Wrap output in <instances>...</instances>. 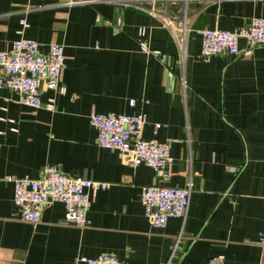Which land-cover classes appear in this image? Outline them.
<instances>
[{"label":"crops","instance_id":"1","mask_svg":"<svg viewBox=\"0 0 264 264\" xmlns=\"http://www.w3.org/2000/svg\"><path fill=\"white\" fill-rule=\"evenodd\" d=\"M76 1L93 3L65 5ZM124 1L0 0V51L21 32L42 54L57 44L65 56V94L40 86L41 102L53 98V111L25 107L19 94L0 90V264H75L100 254L122 264H205L218 255L225 264H264V46L248 56L201 59V39L192 32L182 57L165 29ZM199 9L194 30L233 32L264 19V0L190 4L191 14ZM117 17L121 29L113 27ZM141 28L148 49L170 58V68L140 51ZM92 112L144 114L141 139L170 146L168 180L99 149ZM45 166L106 185L90 193L86 227L65 224L55 202L38 224L19 220L7 178L36 180ZM189 180L184 224L169 219L152 228L140 188H184Z\"/></svg>","mask_w":264,"mask_h":264},{"label":"built area","instance_id":"2","mask_svg":"<svg viewBox=\"0 0 264 264\" xmlns=\"http://www.w3.org/2000/svg\"><path fill=\"white\" fill-rule=\"evenodd\" d=\"M214 0H125V8H131L148 16L165 29L176 42L181 56H184L187 39L194 32L201 39L200 58L232 55L248 56L253 48L264 46V19H253L248 26L229 32L220 30H194L200 9L190 13L189 7L197 3L200 8ZM93 1L68 2L65 5H85ZM22 28L26 22H20ZM113 27L121 29L122 20L117 17ZM145 30L139 29V47L144 54L159 58L165 68L171 67V59L162 57L157 51H150L143 39ZM12 43L9 51H0V90L7 89L21 96V104L33 110L44 107L53 111L54 99L45 104L41 102V88L60 95L65 88L60 86L65 56L63 48L49 44L45 54L39 51L38 44L21 36ZM243 40L246 47L241 49ZM181 85L185 88L184 77ZM130 102V106L134 105ZM89 124L96 131V145L99 149L116 151L125 157L133 167L144 166L151 169L163 182L169 178L168 168L173 159L170 146L156 140L143 141L141 132L146 124V116L123 114H95L89 116ZM159 126H154V132ZM13 185V204L19 212V220L36 225L41 219L43 209L50 203H60L64 207L63 221L70 226L84 228L88 225L86 214L90 208V193L104 190L105 184L90 182L81 178H71L58 168L45 166L38 179L7 178ZM193 191L189 180L184 188L143 186L140 188V204L145 218L154 229H163L169 219H177L184 224ZM264 240V230L260 234ZM75 264H122L114 256L100 254L95 258L79 257ZM205 264H225L224 256L212 257Z\"/></svg>","mask_w":264,"mask_h":264}]
</instances>
